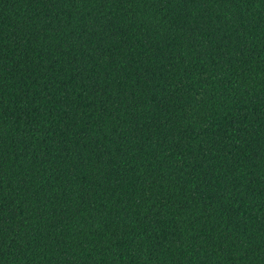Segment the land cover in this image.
Masks as SVG:
<instances>
[{"label":"trees","instance_id":"obj_1","mask_svg":"<svg viewBox=\"0 0 264 264\" xmlns=\"http://www.w3.org/2000/svg\"><path fill=\"white\" fill-rule=\"evenodd\" d=\"M0 264H264V0H0Z\"/></svg>","mask_w":264,"mask_h":264}]
</instances>
